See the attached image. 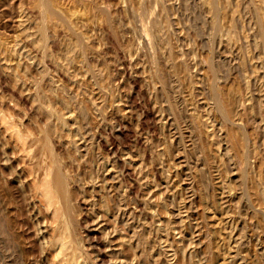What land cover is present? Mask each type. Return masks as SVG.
<instances>
[{
    "label": "rangeland",
    "instance_id": "1",
    "mask_svg": "<svg viewBox=\"0 0 264 264\" xmlns=\"http://www.w3.org/2000/svg\"><path fill=\"white\" fill-rule=\"evenodd\" d=\"M45 1L46 0H0V115L4 116L12 123V127L16 128L14 130H16V132L18 131L19 135L21 133L20 136L23 138L25 137L28 144L27 147L29 146L28 149H33V151L29 153L32 157L31 159L30 157L28 159V157L23 156L24 154H19V156L17 154V149L14 147L15 143L13 139L10 138V135H8V137V133L3 131L4 129L0 126V221L3 220L0 222V225L3 224V229H6L5 235L8 237L6 241L0 242V264H58L56 261V248L58 247V243L55 242L57 244L54 245V237H51L50 233L52 232L51 218L46 209L42 207L41 203L38 201L35 195V189L31 183L32 181L29 179L30 176H28L31 169L35 170L33 176H37L35 174H37L36 172L38 169L44 166V164L41 163L42 167H39L41 164L38 163L39 160H37V158L42 154L41 152H45V143L43 142L47 141L49 136L50 140H48L47 143L50 145L49 148L51 147V153H55L60 157L62 163L67 164L66 168L68 173H72L71 175H74V177L79 180L78 184L79 191L82 194L81 196L89 200V205L86 207L83 206L81 209H83L82 211L85 214L88 213L90 217H86V222H80L77 225L78 227L75 228V231L69 227L67 230L69 233L66 232L67 234H64L65 236L68 235L66 237L67 241L69 242L72 240L70 242L74 244L70 243L71 245H69L67 242V245L71 247L68 246L66 251L76 249V252L79 251L77 254L80 252L83 254L80 253L81 255H78V257H83L82 259L79 257V263L101 264L99 261L101 254L98 248L99 246L94 245L95 243L89 240V236H87L92 225L90 218L92 217L91 215H93L95 217L97 216L99 221L108 223L104 224L103 228L105 233H108V239L106 237L105 241L108 240L107 245L111 247L109 249V254L113 253L112 256L110 255L114 258L111 264H120V260H123L121 258L128 259L129 261L132 258V252L134 251L131 246H128L122 253L114 254L115 252L112 250L114 249V245L111 244V242L109 243L111 240L110 238H112L113 226H117L116 228L124 233V231L130 230L128 225L132 228L131 230L137 228L141 229V227V230L144 229V238L141 244V246L143 245L141 249L144 253V264H221L223 258L226 256H228L227 260L230 259V261H226L227 264H239L241 262L239 258L241 257L246 258L247 261H243L244 263L242 262L240 264H264V212L261 210L262 201H264V176L262 172V168L264 171V115L260 116L264 113V69L262 63V57H264V40L260 34H258L259 20L264 19V0H212V3L210 0H205L203 3L200 0ZM207 2L208 4H206ZM129 3H132V5ZM210 3L212 7L214 6V9L211 8ZM207 5H210V7H206ZM49 7L50 9H48ZM45 8L49 11H46ZM210 8L213 9V12H218L211 14ZM103 10H105V12ZM151 11L152 13H150ZM43 13L45 14L43 15ZM48 14L49 16H47ZM140 20H142L141 26L145 24V27H147L144 31L142 29L144 33L139 31L141 27L137 26ZM213 20L216 22H212ZM211 22L212 25L214 24V27L210 25ZM156 23L159 24L157 25ZM101 24L103 27L100 26ZM42 27L45 29V34H48L40 39L39 37L41 35L38 31ZM108 31L110 32L108 33ZM38 39L41 40L42 43L39 44L41 41ZM229 42L232 43L229 44ZM36 46H38L37 49H35ZM87 46L90 47L88 48ZM43 48L45 49L43 50ZM84 49L89 50L86 52ZM123 49H132L131 52H134L131 54L132 60L130 64L126 65L124 62L120 53ZM161 49L163 50L162 54L160 52ZM36 50H39V52ZM47 52L49 54H47ZM160 56L164 64L167 60L173 61H171L172 63L170 62L172 65L171 69H173V64L176 65L175 62L177 64L179 63L174 66V70L176 69L175 72L171 71L172 74L173 72L176 73L174 75L171 74V76H176L175 78L167 74V69L164 67L165 65H162L163 63L160 64V61L162 62ZM164 59H166V61ZM209 60L211 69L208 68L210 64L208 62ZM159 67V70H162V72L158 70ZM163 70H165V72ZM66 72L68 73L66 74ZM155 73H157V75ZM158 75H163L166 79L168 78L169 82L167 81L165 84L166 89L165 85L162 84L163 81L165 82V78H162L163 76L159 77ZM136 76L144 78V80H142L143 84L141 83V88L144 93H137L136 86L132 79ZM169 83L176 89H172ZM206 83L216 84V87H219L226 93V95H224L226 96L225 98H229L231 91L235 93L234 95L240 93L239 95L243 96L241 97L244 99V104L247 106L245 115L249 114L246 117H252L251 119L248 118L249 120L246 119L248 121L245 122L247 125L242 124L241 126L236 123L234 124V122L229 124L230 122H224L223 119L221 120V118H219L220 116L217 115V111L213 109V101H211L212 98H210L211 96L209 97L210 94L207 89L209 84L207 85ZM197 88L201 90H197L199 93L196 91ZM207 91L209 95L206 94ZM227 91L228 94L230 92V95L227 94ZM260 93L263 94L260 95L261 99L259 96ZM132 95L134 96L133 98ZM234 95L229 98L233 101V104H230L231 106H234ZM206 96L211 99V102L208 98L205 99ZM229 99L227 100L228 104L230 101ZM208 101L212 104L210 105ZM186 105H188V107ZM116 106L118 108H124L120 109L122 113L124 112L123 114L127 117L126 119L132 124L133 132L125 130L119 133L121 126L117 124L112 113V109ZM175 107H177L176 110H174ZM259 108L263 110L261 111L262 114L260 111L258 112ZM150 109H154L155 113L154 110L152 113H149V111H151ZM168 110L171 111V114L170 111L168 113ZM212 110L217 114L215 112V114L210 112V114L205 115L206 111L208 113ZM83 111L87 115H85ZM178 111H181L183 114L180 112L178 113ZM189 112L195 113L193 115L189 114L192 116L191 117L188 115ZM156 113L159 116H157ZM155 116H157V118H162L159 124L155 122ZM200 116L201 118H198ZM196 117L197 121H202V123L204 121V126L208 128L202 127L203 125H201L200 127L202 129L199 130L198 128L200 127L196 126L199 132V136H197L199 138L198 141L201 140L203 143H201L203 147L201 152H198L201 148L199 143V148L195 150L192 146L190 147L188 139H183L182 144L179 142V139L177 140L179 137L178 134L187 130L188 127H193L192 129L196 131V128L192 125ZM203 118L205 119L203 120ZM170 119L171 121L173 120L172 122H177L176 125L179 126V129H174L168 124L167 121ZM206 123L209 125L207 126ZM207 130H210V133H208L209 135L206 132ZM213 131H216V134H214ZM46 133L49 135H46ZM175 133H178L177 136ZM67 134L68 137H66ZM236 134L237 137L238 135L239 137H241V134L243 135L240 140H242L246 146H242L240 140V143H238L239 137L237 138ZM195 135H197V131ZM44 137L47 138L45 139ZM228 140L232 141L229 142ZM82 143L87 144L86 148L88 149L86 151L82 150ZM112 146H117L116 152H114ZM204 148L205 150H203ZM236 148L238 151L240 150L241 153H239L240 151L238 152ZM244 148L247 151L254 149L255 153H258L257 156H260L257 157L250 153L251 157L249 154H246L244 158L242 157V149ZM227 149H229L228 151L231 150L228 155L238 158V167H232L233 165L230 162L235 161V159L229 161L228 158L230 157L225 155L228 152ZM202 151H204V153H202ZM181 152L184 153L181 154ZM194 152H198L199 154ZM122 156H124L128 164L131 160L129 165L137 168L138 179L129 177L123 172L121 173L122 169L120 168L121 166H119V160L123 158ZM184 157L186 158L183 159ZM197 157H199V159L201 157L202 159L199 160ZM239 157H241L243 161L246 159L244 164L239 160ZM255 157H257V159ZM240 163L243 166H240ZM197 164H199V166ZM180 165L183 168H180ZM26 166L28 167L26 168ZM37 167L39 168L37 169ZM106 167L112 168L113 170L115 169L114 171L120 175L122 193L127 203V210L129 211L128 216H117L115 211L111 209L107 212L109 215L104 213V211H100V205L103 204L101 202L105 199L101 186L104 181V175L106 174ZM195 167H198V170ZM257 167L260 168L258 169ZM28 168L30 169L27 170ZM199 168L203 173V181H201L198 176ZM217 168H222V170L219 169L220 171H218ZM180 169H184L185 171H180ZM139 170L141 173H139ZM238 170H240V173L242 172L245 174V178H240L242 173L238 174ZM221 171H223L222 176H220L222 174ZM39 172L40 171H38L39 177L37 176V179L41 177ZM217 176H220V179L224 177L227 180V186H229V189L232 188L231 191L235 199H233L234 201L232 202L234 205L232 203L229 205L232 207H230V210L233 217L231 216L232 218L230 220L232 224H230L231 222L227 224V231L225 230L226 227L221 224L219 225L222 227L216 225V222L212 218V220L209 218L212 216L211 213L216 205L220 206V193L225 189L223 188L224 186L218 182V179L215 178ZM236 178H238V180ZM134 180H138L143 184L144 187H142L140 192L131 190V184L135 182ZM163 180H167V182L170 181V188L176 193L173 194V197L170 199H168L167 194H165L163 188H161ZM240 180L241 182H238ZM204 181L206 183L202 184ZM256 181L260 182V185ZM241 183L244 185L243 187H240L242 186ZM220 185L222 187L219 188L218 186ZM258 186L260 187L258 188ZM187 187L191 190L189 193L186 190ZM255 187L258 189L262 188L259 190L260 192L257 190L262 198L260 202L258 200L260 197L255 193L256 190H253ZM261 190H263V194H261ZM239 197L241 199H239ZM217 201L219 203H217ZM212 203L215 206H212ZM179 206L182 209L181 211H183V228L186 238L181 236L182 233H180L179 229L174 228V225L178 222L174 214H176L175 212L180 208ZM258 206H260V209H256V207L259 208ZM89 207L91 211H88ZM211 209L212 211H210ZM219 210L220 208L217 210V216L223 217L222 211ZM245 210L249 211L247 212ZM91 212H94V214ZM104 214H106L105 219ZM257 214H259V218ZM116 217L117 219H114ZM128 217H130L131 220ZM219 217L216 218L219 219ZM234 218L239 219L237 221L241 226ZM170 219L173 220L171 221ZM240 219L241 222H239ZM130 221L131 223H129ZM166 222L167 224L171 222V227L173 226L172 228L175 231L172 228V231L171 229L169 230ZM232 225L233 227L231 228L230 226ZM165 227L167 230L164 229ZM60 228H58L57 232L54 234L57 237L59 236L57 233L59 234V232H61L63 234V230ZM229 229H233L236 236L240 234L242 238L240 240V235L238 236V242L240 240L241 243L239 242V244L237 242L238 246L236 244V247L233 248V251H235L233 254L238 255V259L230 257L232 249H230L227 242L225 243V238L226 240L228 239L227 235L230 231ZM72 231L73 234L70 236V232ZM74 236L76 239L78 238V240L81 239L83 241L79 240L80 243L79 241L77 242ZM170 245H172L173 248L175 247V249L178 248L177 251L178 254H180L175 257L170 255V253H168ZM218 248H221V251ZM239 250L242 252L241 255ZM219 251L221 253L225 251V257H223L224 255L221 253V255H219ZM226 253L229 255H226ZM145 254L148 255L146 256ZM8 256L9 258L12 257V259H9ZM135 263L136 261H133V264Z\"/></svg>",
    "mask_w": 264,
    "mask_h": 264
},
{
    "label": "bare ground",
    "instance_id": "2",
    "mask_svg": "<svg viewBox=\"0 0 264 264\" xmlns=\"http://www.w3.org/2000/svg\"><path fill=\"white\" fill-rule=\"evenodd\" d=\"M47 1V0H46ZM45 1V2H46ZM130 1V0H129ZM141 1V0H140ZM152 1V0H151ZM200 1H202V3H203V1L205 2V0H200ZM209 1V0H208ZM214 1V0H213ZM262 1V0H261ZM48 2V1H47ZM119 2V1H118ZM137 2V1H136ZM199 2V1H198ZM210 2L212 3V0H210ZM41 3V2H40ZM87 3V2H86ZM125 3H127V2H125ZM155 3V2H154ZM210 3V4H211ZM236 3V2H235ZM45 4V3H44ZM50 4V3H49ZM48 4V5H49ZM97 4H99V3H97ZM101 4V3H100ZM122 4V3H121ZM123 4H124V2H123ZM129 4H131L132 5V3H129ZM206 4H208V2L206 3ZM216 4V3H215ZM239 4V3H238ZM145 5V4H144ZM163 5V4H162ZM202 5V4H201ZM204 5H205V3H204ZM41 6V5H40ZM102 6V5H101ZM108 6V5H107ZM123 6V5H122ZM164 6V5H163ZM189 6V5H188ZM210 7V5H207L206 7ZM120 7V6H119ZM152 7V6H151ZM166 7V6H165ZM164 7V8H165ZM104 8V7H103ZM123 8H124V6H123ZM163 8V9H164ZM167 8V7H166ZM211 8H213L214 9V6L212 7V4H211ZM209 9L210 10V12H211V14L213 13H215V12H218V11H215V12H213V9ZM46 9V8H45ZM48 9H50V7L48 8ZM48 9H46V11L48 10ZM62 9V8H61ZM105 9V8H104ZM107 9V8H106ZM108 9H109V7H108ZM44 10V9H43ZM57 10H59V9H57ZM67 10V9H66ZM125 10V9H124ZM150 10V9H149ZM168 10V9H167ZM208 10V9H207ZM209 10H208V12H209ZM215 10H218V9H215ZM42 11V10H41ZM49 11V10H48ZM104 12H105V10H103ZM206 11V10H205ZM208 12H207V14H208ZM209 12V13H210ZM39 13V12H38ZM67 13V12H66ZM100 13V12H99ZM135 13V12H134ZM150 13H152V11L150 12ZM206 13V12H205ZM45 13H43V15H44ZM139 14H140V11H139ZM138 14V15H139ZM142 14V13H141ZM143 14H146V13H143ZM149 14V13H148ZM210 14V15H211ZM260 14V13H259ZM73 15V14H72ZM79 15V14H78ZM137 15V14H136ZM137 15V16H138ZM47 16H49V14L47 15ZM81 16V15H80ZM92 16V15H91ZM101 16H103V15H101ZM140 16V15H139ZM148 16V15H147ZM262 16V15H261ZM89 17V16H88ZM105 17V16H104ZM209 17V16H208ZM61 18V17H60ZM73 18V17H72ZM138 18V17H137ZM262 18V17H261ZM261 18H259V19H261ZM264 18V17H263ZM50 19V18H49ZM140 19H141V17H140ZM211 19V18H210ZM72 20V19H71ZM90 20V19H89ZM137 20V19H136ZM143 20V19H142ZM142 20H140V22H139V25H137V26H140L139 28L141 29V30H139V31H141V32H143L147 27H145V24H144V26H141V22H142ZM212 20V19H211ZM258 21V20H257ZM260 22H259V27H258V34H260V36L263 38V40H264V19H261V20H259ZM88 22V21H87ZM156 22V21H155ZM212 22H216V21H212ZM212 22H211V24L210 25H212ZM44 23V22H43ZM43 23H42V25H43ZM70 23V22H69ZM90 23V22H89ZM144 23V22H143ZM26 24V23H25ZM38 24H40V23H38ZM51 24V23H50ZM75 24V23H74ZM83 24V23H82ZM100 24V23H99ZM136 24V23H135ZM138 24V23H137ZM148 24V23H147ZM157 24V23H156ZM159 24V23H158ZM157 24V25H158ZM223 24V23H222ZM225 24V23H224ZM49 25V24H48ZM72 25V24H71ZM104 25V24H103ZM151 25V24H150ZM156 25V27L158 28V26ZM214 25V24H213ZM212 25V27H214ZM37 26H39V25H37ZM46 26V25H45ZM54 26V25H53ZM58 26V25H57ZM63 26V25H62ZM90 26V25H89ZM101 27H103L102 26V24L100 25ZM217 26H218V24H217ZM40 27V26H39ZM50 27V26H49ZM64 27V26H63ZM77 27V26H76ZM97 27V26H96ZM56 28V27H55ZM107 28H109V27H107ZM106 28V29H107ZM114 28V27H113ZM138 28V29H139ZM36 29H37V27H36ZM90 29V28H89ZM103 29V28H102ZM110 29V28H109ZM142 29H143V31H142ZM160 29V28H159ZM47 30V29H46ZM53 30V29H52ZM56 30V29H55ZM54 30V31H55ZM68 30V29H67ZM151 30V29H150ZM111 31V30H110ZM110 31H108V33L110 32ZM113 31V30H112ZM118 31V30H117ZM156 31V30H155ZM37 32V31H36ZM39 33H40V39L42 38V37H45V35H47V34H45V29L42 27V28H40L39 29V31H38ZM57 32V31H56ZM147 32V31H146ZM151 32V31H150ZM154 32V31H153ZM157 32V31H156ZM222 32V31H221ZM228 32V31H227ZM69 33V32H68ZM76 33H78V32H76ZM112 33V32H111ZM144 33V32H143ZM59 34V33H58ZM67 34V33H66ZM35 35V34H34ZM55 35V34H54ZM57 35V34H56ZM73 35V34H72ZM112 35H113V33H112ZM149 35V34H148ZM212 35V34H211ZM210 35V36H211ZM29 36H31V35H29ZM59 36V35H58ZM83 36H85V35H83ZM155 36V35H154ZM214 36V35H213ZM231 37V36H230ZM29 38V37H28ZM33 38V37H32ZM47 38V37H46ZM94 38V37H93ZM150 38V37H149ZM161 38H162V36H161ZM231 38H233V37H231ZM25 39H27V38H25ZM30 39V38H29ZM89 39V38H88ZM229 39V38H228ZM261 39V38H260ZM22 40V39H21ZM39 40V39H38ZM44 40V39H43ZM51 40V39H50ZM262 40V39H261ZM25 41V40H24ZM39 41H41V40H39ZM156 41V40H155ZM234 41V40H233ZM26 42H27V40H26ZM61 42V41H60ZM93 42V41H92ZM221 42V41H220ZM21 43V42H20ZM34 43V42H33ZM40 43H42V41L41 42H39V44ZM161 43V42H160ZM159 43V44H160ZM232 43V42H231ZM230 42H229V44H231ZM264 43V42H263ZM75 44H76V42H75ZM87 44V43H86ZM89 44V43H88ZM168 44V43H167ZM43 45V44H42ZM59 45V44H58ZM85 45V44H84ZM90 45V44H89ZM93 45V44H92ZM39 46V45H38ZM38 46H36V48L35 49H37V47ZM86 46V45H85ZM228 46V45H227ZM258 46V45H257ZM263 46H264V44H263ZM27 47V46H26ZM42 47V46H41ZM88 47V46H87ZM90 47V46H89ZM88 47V48H89ZM148 47V46H147ZM166 47V46H165ZM165 47H164V49H165ZM168 47V46H167ZM83 48V47H82ZM86 48V47H85ZM130 48V47H129ZM162 48V47H161ZM229 48V47H228ZM264 48V47H263ZM25 49V48H24ZM45 48H43V50H44ZM76 49H78V48H76ZM175 49V48H174ZM84 50H86V49H84ZM88 50L89 49H87L86 50V52H88ZM99 50V49H98ZM97 50V51H98ZM132 50V49H131ZM131 50H129V49H123L120 53H121V55H122V57H123V59H124V62L126 63V65L127 64H130V62H131V54L132 53H134V52H131ZM37 51V50H36ZM42 51V50H41ZM48 51V50H47ZM76 51V50H75ZM154 51V50H153ZM258 51H259V49H258ZM10 52V51H9ZM37 52H39V50L37 51ZM90 52V51H89ZM92 52H94V51H92ZM160 52H161V54H162V52H163V50L161 49L160 50ZM179 52V51H178ZM263 52H264V50H263ZM6 53V52H5ZM28 53V52H27ZM42 53V52H41ZM85 53V52H84ZM97 53V52H96ZM165 53V52H164ZM180 53V52H179ZM22 54V53H21ZM47 54H49L48 52H47ZM82 54V53H81ZM92 54V53H91ZM136 54V53H135ZM142 54V53H141ZM160 54V53H159ZM173 54V53H172ZM188 54V53H187ZM228 54V53H227ZM41 55V54H40ZM96 55V54H95ZM164 55V54H163ZM162 55V56H163ZM47 56V55H46ZM45 56V57H46ZM76 56V55H75ZM133 56H134V54H133ZM177 56V55H176ZM50 57V56H49ZM139 57V56H138ZM149 57H150V55H149ZM159 57V56H158ZM175 57V56H174ZM37 58V57H36ZM71 58V57H70ZM90 58V57H89ZM134 58H136V57H134ZM160 58H161V56H160ZM209 58V57H208ZM263 59H262V63H263V69H264V57H262ZM28 59V58H27ZM67 59V58H66ZM65 59V61L67 62V60ZM70 60V59H69ZM142 60V59H141ZM161 60H162V58H161ZM165 61H166V59H164ZM84 61V60H83ZM134 61V60H133ZM167 61H169V60H167ZM166 61V63L164 64L163 63V60H162V62L160 61V64L161 63H163L162 65L164 66V67H166V71H167V74L170 76V77H173V78H175L174 76H171V74H172V72L171 71H174L175 72V70H174V66H176V65H178L176 62H175V64L176 65H174L173 64V69H171L172 68V65L170 64V62L172 61H169V62H167ZM174 61H175V59H174ZM178 61V60H177ZM180 61V60H179ZM191 61V60H190ZM80 62V61H79ZM173 62V61H172ZM171 62V63H172ZM195 62V61H194ZM193 62V63H194ZM209 63H210V60L208 61ZM69 63V62H68ZM84 63V62H83ZM196 63V62H195ZM208 63V64H209ZM261 63V64H262ZM57 64H59V63H57ZM182 64V63H181ZM204 64H206V63H204ZM60 65V64H59ZM58 65V66H59ZM200 65V64H199ZM203 65V64H202ZM19 66V65H18ZM83 66V65H82ZM130 66V65H129ZM160 66V65H159ZM163 66H161L162 68H163ZM189 66V65H188ZM260 66H262V65H260ZM7 67V66H6ZM60 67V66H59ZM58 67V68H59ZM64 67V66H63ZM136 67V66H135ZM184 67V66H183ZM25 68V67H24ZM161 68V69H162ZM176 68V67H175ZM182 68V67H181ZM208 68L209 69H211V63L208 65ZM28 69V68H27ZM160 69V67L158 68V70ZM163 69H165V68H163ZM184 69V68H183ZM203 69H204V67H203ZM242 69H244V68H242ZM241 69V70H242ZM8 70V69H7ZM63 70V69H62ZM95 70V69H94ZM68 71V70H67ZM87 71V70H86ZM97 71V70H96ZM159 71H161L162 72V70H159ZM164 72H165V70H163ZM181 71V70H180ZM43 72V71H42ZM95 72V71H94ZM156 72V71H155ZM173 72V74L172 75H174V74H176V73H174ZM182 72V71H181ZM263 72H264V70H263ZM16 73H17V71H16ZM68 72H66V74H67ZM87 73V72H86ZM126 73V72H125ZM136 73V72H135ZM158 73H160V72H158ZM207 73V72H206ZM258 73V72H257ZM83 74V73H82ZM101 74V73H100ZM137 74V73H136ZM156 75H157V73H155ZM162 74H164V73H162ZM183 74H185V73H183ZM78 75V74H77ZM102 75V74H101ZM165 75V74H164ZM180 75V74H179ZM188 75V74H187ZM210 75V74H209ZM3 76V75H2ZM18 76V75H17ZM144 76V75H143ZM159 76V75H158ZM157 76V77H158ZM163 75H160L159 77H162ZM166 76V75H165ZM165 76H163L162 78H165ZM70 77V76H69ZM72 77V76H71ZM132 77V76H131ZM159 77H158V80H159ZM166 77H168V76H166ZM178 77V76H177ZM257 77V76H256ZM262 77V76H261ZM143 78V77H142ZM142 78H140L139 76H136V77H133L132 79H133V82H134V85L136 86V90H137V93L138 92H141V93H144L143 92V90H142V88H141V83L143 84V82H142V80H144V78L142 79ZM5 79V78H4ZM79 79V78H78ZM171 79V78H170ZM208 79V78H207ZM73 80V79H72ZM173 80V79H172ZM257 80V79H256ZM264 80V79H263ZM22 81V80H21ZM80 81V80H79ZM161 81H163V80H161ZM168 81V78L166 79L165 78V82L163 83L162 82V84H166V82ZM206 81H208V80H206ZM160 82V81H159ZM169 82V81H168ZM211 82V81H210ZM81 83H82V81H81ZM158 83V82H157ZM215 83V82H214ZM214 83L213 84H207L208 85V91H209V94H208V91H207V93L206 94H208L209 95V97L210 98H212V100L211 99H209V97H205V99H209V101L211 100V101H213V109L215 110V111H217V113L215 112V111H209L208 113H207V111H206V113H205V115H208V114H210V112H215L217 115H219L220 117L219 118H221V120L223 119L224 120V122L225 121H227V122H230L229 124H231L232 122H234V124L236 123V124H238V125H241L242 126V124L244 125V124H246L245 122H248L246 119H248L249 117H246V116H248V115H245V112H246V110H247V106H246V104H244V99L242 98L243 96L242 95H239L238 93L236 94V95H234L235 93L234 92H232L231 91V95H230V92H229V94H228V91H227V94L228 95H230L229 96V98L231 97V96H235V98L233 97V99L235 100L234 101V106H231L230 104L233 102V101H231L228 97V99L231 101H229V104H228V102H227V98H225L226 96H224V95H226V93L224 92V91H222L219 87H216L215 85H214ZM199 84H201V83H199ZM80 85H82V84H80ZM163 85V86H164ZM169 85H171V83H169ZM204 85V84H203ZM172 86V85H171ZM200 86V85H199ZM264 86V85H263ZM81 87V86H80ZM168 87V86H167ZM190 87V86H189ZM201 87H203V86H201ZM205 87V86H204ZM225 87V86H224ZM246 87V86H245ZM83 88V87H82ZM157 88V87H156ZM171 88V87H170ZM191 88V87H190ZM200 88V87H199ZM199 88H197L196 89V91L199 89ZM223 92H221L219 89ZM226 88V87H225ZM15 89H17V88H15ZM165 89H166V85H165ZM164 89V90H165ZM172 89H176V88H174V86H172ZM203 89V88H202ZM206 89V88H205ZM246 89V88H245ZM83 90V89H82ZM161 90L163 91V89L161 88ZM200 90V89H199ZM257 90V89H256ZM74 91V90H73ZM79 91V90H78ZM155 91V90H154ZM174 91V90H173ZM189 91H191V90H189ZM201 91V90H200ZM205 91V90H204ZM19 92V91H18ZM35 92V91H34ZM84 92V91H83ZM184 92V91H183ZM182 92V93H183ZM198 93H199V91H197ZM237 92H239V91H237ZM26 93V92H25ZM136 93V94H137ZM162 93V92H161ZM168 93V92H167ZM169 93H170V91H169ZM202 93V92H201ZM225 93V94H224ZM232 93H233V95H232ZM242 93V92H241ZM263 93V92H262ZM23 94V93H22ZM87 94V93H86ZM103 94V93H102ZM146 94V93H145ZM190 94V93H189ZM192 94V93H191ZM253 94V93H252ZM144 95V94H143ZM164 95V94H163ZM169 95H171V94H169ZM250 95V94H249ZM260 95H263V94H259V96ZM13 96V95H12ZM22 96V95H21ZM28 96V95H27ZM77 96V95H76ZM75 96V97H76ZM174 96V95H173ZM242 96V97H241ZM23 97V96H22ZM91 97V96H90ZM101 97V96H100ZM134 96L132 95V98H133ZM164 97V96H163ZM165 97H166V95H165ZM263 97V96H262ZM77 98V97H76ZM111 98V97H110ZM171 98V97H170ZM199 98V97H198ZM91 99V98H90ZM93 99V98H92ZM167 99V98H166ZM201 99H204V98H201ZM257 99V98H256ZM260 99H261V96H260ZM14 100V99H13ZM133 100V99H132ZM80 101V100H79ZM114 101H116V100H114ZM208 101V102H209ZM210 101V102H211ZM249 101V100H248ZM257 101V100H256ZM262 101V100H261ZM6 102V101H5ZM74 102V101H73ZM81 102V101H80ZM105 102V101H104ZM103 102V103H104ZM117 102V101H116ZM166 102V101H165ZM186 102V101H185ZM193 102V101H192ZM196 102V101H195ZM207 102V101H206ZM210 102H209V104H210ZM62 103V102H61ZM65 103V102H64ZM77 103V102H76ZM75 103V104H76ZM82 103V102H81ZM164 103V102H163ZM204 103H205V101H204ZM249 103V102H248ZM85 104V103H84ZM94 104V103H93ZM112 104H113V102H112ZM169 104V103H168ZM178 104V103H177ZM190 104V103H189ZM202 104H203V102H202ZM212 104V103H211ZM210 104V105H211ZM233 104V103H232ZM64 105V104H63ZM79 105V104H78ZM91 105V104H90ZM111 105V104H110ZM109 105V106H110ZM114 105V104H113ZM112 105V106H113ZM115 105H116V103H115ZM118 105V104H117ZM173 105V104H172ZM183 105H185V104H183ZM205 105V104H204ZM260 105V104H259ZM264 105V104H263ZM262 105V106H263ZM32 106V105H31ZM62 106V105H61ZM82 106H84V105H82ZM95 106V105H94ZM187 107H188V105H186ZM194 106H196V105H194ZM199 106V105H198ZM201 106V105H200ZM231 106V107H230ZM66 107V106H65ZM70 107V106H69ZM89 107V106H88ZM114 107V106H113ZM112 107V108H113ZM168 107H169V105H168ZM174 107V106H173ZM177 107H179V106H177ZM177 107H175V109L174 110H176L177 109ZM193 107V106H192ZM264 107V106H263ZM262 107V108H263ZM85 108V107H84ZM83 108V109H84ZM91 108V107H90ZM106 108V107H105ZM121 108V107H120ZM120 108H118L117 106L115 107V108H113L112 109V113H113V115H114V118H115V120H116V122H117V124L119 125V126H121L120 128V130H119V133H122L123 131H125V130H129V131H132L133 132V127H132V124L126 119L127 117L122 113V108L120 109ZM76 109H77V107H76ZM79 109H81V108H79ZM87 109V108H86ZM85 109V110H86ZM124 109V108H123ZM159 109V108H158ZM170 109V108H169ZM178 109H180V108H178ZM191 109V108H190ZM212 109V108H211ZM66 110V109H65ZM84 110V111H85ZM151 111H149V113H152L153 112V110L152 109H150ZM172 110V109H171ZM183 110V109H182ZM199 110V109H198ZM205 110V109H204ZM251 110V109H250ZM83 111V112H84ZM89 111V110H88ZM94 111H96V110H94ZM109 111V110H108ZM169 111L170 110H168V113H169ZM248 111H249V109H248ZM248 111H247V113H248ZM260 111V113H261V111H263L262 109L260 110V108H259V110H258V112ZM79 112V111H78ZM81 112V111H80ZM82 112V113H83ZM87 112V111H86ZM181 113V111H178V113ZM205 112V111H204ZM253 112V111H252ZM257 112V111H256ZM76 113V112H75ZM96 113V112H95ZM154 113H155V110H154ZM195 113V112H194ZM194 113H188V115L189 114H194ZM214 113V114H215ZM259 113V114H260ZM80 114V113H79ZM84 114L85 115H87L85 112H84ZM170 114H171V111H170ZM181 114H183V113H181ZM181 114H178V115H181ZM213 114V115H214ZM250 114H251V111H250ZM262 114V113H261ZM63 115V114H62ZM73 115H74V113H73ZM112 115V114H111ZM156 115H157V113H156ZM264 115V113L262 114V115H260V116H263ZM70 116H71V114H70ZM157 116H159V115H157ZM157 116H155L156 117V121L155 122H157V124H159V121H161L160 119H162L161 117L159 118H157ZM172 116H173V114H172ZM189 116H191V115H189ZM199 116V115H198ZM8 117V116H7ZM68 117V116H67ZM78 117V116H77ZM81 117V116H80ZM82 117H83V115H82ZM85 117V116H84ZM131 117V116H130ZM154 117V116H153ZM165 117V116H164ZM183 117V116H182ZM192 117V116H191ZM206 117V116H205ZM255 117V116H254ZM142 118V117H141ZM198 118H201V116L200 117H198ZM207 118V117H206ZM252 118V117H251ZM251 118H249V119H251ZM75 119V118H74ZM147 119V118H146ZM174 119V118H173ZM188 119H189V117H188ZM194 119V118H193ZM197 119V117L194 119V121H193V123H192V125L196 128V126H198V127H200L201 125H203L202 127H206V126H204L205 125V123H204V121H203V123H202V121L201 122H199V121H197L196 120ZM205 118H203V120H204ZM209 119V118H208ZM212 119V118H211ZM248 119V120H249ZM257 119V118H256ZM47 120V119H46ZM81 120V119H80ZM83 120V119H82ZM155 120V119H154ZM175 120V119H174ZM187 120V119H186ZM190 120L192 121V119L190 118ZM196 120V121H195ZM199 120V119H198ZM201 120V119H200ZM207 120V119H206ZM205 120V121H206ZM253 120V119H252ZM258 120V119H257ZM77 121H78V119H77ZM173 121V120H172ZM171 121V119L170 120H168L167 122H168V124L172 127V128H174V129H179V126L178 125H176V123L175 122H172ZM86 122H88V121H86ZM182 122V121H181ZM250 122V121H249ZM256 122V121H255ZM259 122V121H258ZM133 123V122H132ZM164 123V122H163ZM209 123V122H208ZM260 123H263V122H260ZM259 123V124H260ZM82 124V123H81ZM264 124V123H263ZM74 125H75V123H74ZM134 125V124H133ZM155 125V124H154ZM206 125H207V123H206ZM209 125V124H208ZM207 125V126H208ZM213 125V124H212ZM212 125H210V126H212ZM247 125V124H246ZM261 125V124H260ZM0 126L4 129L3 131H5L6 133H8L7 134V136L8 135H10V138L11 139H13V141H14V143H15V148L17 149V154L19 155V154H24L23 156H26V157H28V159H29V157H30V159L32 158L31 157V155H29V153L31 152V151H33V149L32 150H29L28 149V147H27V142H26V140H25V137L23 138L22 136H20L21 135V133H20V135H19V132L17 133L16 132V130H14V129H16V128H14V127H12L13 125H12V123L8 120V119H6L4 116H2V115H0ZM50 126V125H49ZM82 126H85V125H82ZM117 126V125H116ZM158 126V125H157ZM161 126V125H160ZM190 126H191V124H190ZM258 126V125H257ZM77 127H78V125H77ZM81 127V126H80ZM156 127V126H155ZM187 127H188V124H187ZM197 127V128H198ZM220 127V126H219ZM226 127V126H225ZM231 127V126H230ZM158 128V127H157ZM171 128V129H172ZM190 128V129H189ZM193 128V127H192ZM191 127H188V129L187 130H185L184 132H181V134H178L179 133V131H178V135H179V137L177 138V140L179 139V142H181V144H182V141H183V139H188V141L190 142L189 144H190V147L192 146V148H194L195 150H197L198 148H199V144H200V146H201V148H200V151L198 150V152H201V150H202V145H201V143H202V141L201 140H199L198 141V137L197 136H199V132H198V130H197V128H196V131H197V135H195V133H196V131H194L193 129H192ZM194 128V129H195ZM207 128V127H206ZM205 128V129H206ZM234 128V127H233ZM240 128V127H239ZM260 128V127H259ZM70 129V128H69ZM155 129V128H154ZM199 130L200 129H202L201 127L200 128H198ZM208 129V128H207ZM211 129V128H210ZM235 129V128H234ZM256 129V128H255ZM20 130V129H19ZM82 130V129H81ZM80 130V131H81ZM118 130V129H117ZM167 130V129H166ZM204 130V129H203ZM231 130H232V128H231ZM236 130H237V128H236ZM21 131V130H20ZM50 131H51V129H50ZM136 131V130H135ZM210 131V130H209ZM208 130L206 131L207 132V134L208 133H210ZM257 131H258V129H257ZM24 132V131H23ZM23 132H22V134H23ZM170 132V131H169ZM172 132V131H171ZM174 132H176V131H174ZM195 132V133H194ZM202 132V131H201ZM216 131H213V133L214 134H216L215 133ZM225 132V131H224ZM241 132V131H240ZM240 132H239V135H240ZM25 133V132H24ZM212 133V132H211ZM212 133V134H213ZM218 133V132H217ZM231 133V132H230ZM48 133H46V135H47ZM79 134V133H78ZM97 134V133H96ZM176 134V133H175ZM177 134H176V136H177ZM206 134V135H207ZM214 134H213V136H214ZM238 134V133H237ZM237 134H236V137H237ZM41 135V134H40ZM49 135V134H48ZM54 135V134H53ZM70 135V134H69ZM209 135V134H208ZM230 135V134H229ZM235 135V134H234ZM233 135V136H234ZM239 135H238V137H239ZM24 136V135H23ZM97 136V135H96ZM212 136V137H213ZM251 136V135H250ZM9 137V136H8ZM55 137V136H54ZM66 137H68V134H67V136ZM87 137H89V136H87ZM95 137V136H94ZM207 137V136H206ZM237 137V138H238ZM241 137H243V135L241 134ZM241 137H239V139H238V143H240L239 142V140H240V138ZM32 138V137H31ZM45 138V137H44ZM47 138V137H46ZM45 138V139H46ZM49 138H50V136H49ZM49 138H47L48 140H50ZM78 138V137H77ZM79 138H80V136H79ZM201 138V137H200ZM214 138V137H213ZM252 138V137H251ZM73 139V138H72ZM71 139V140H72ZM91 139V138H90ZM117 139V138H116ZM174 139V138H173ZM248 139V138H247ZM44 140V139H43ZM47 140V141H48ZM59 140H60V138H59ZM64 140V139H63ZM81 140V139H80ZM89 140V139H88ZM111 140V139H110ZM204 140V139H203ZM213 140V139H212ZM227 140V139H226ZM236 140V139H235ZM260 140V139H259ZM264 140V139H263ZM28 141V140H27ZM29 141H32V140H29ZM34 141V140H33ZM38 141V140H37ZM47 141H45V142H43V143H45V152L43 151V152H41L42 154L39 156V158H37V160H39V162L38 163H42V164H44V166L42 167V164H41V166L39 165V167H42V168H39V167H37V169H38V171H40L39 173H40V175H41V177H40V179H37V176H38V171L36 172L37 174H35V175H37V176H33L34 175V171L35 170H30V174L28 175V176H30V180L32 181L31 183L33 184V187H34V189H35V195H36V197H37V199H38V201L41 203V205H42V207H44L45 209H46V211H47V213L49 214V217L51 218V224H52V232H50L51 233V237H54V245H56L57 243V245H58V247L56 248V254H57V263L58 264H81V263H79V260H80V258L78 257V255L81 253H78L77 254V252H79V251H77L76 252V249H73L72 251H70V250H68V251H66V249L68 248V246L69 245H71L70 243H72V242H70V241H72V240H70L69 242L67 241V239H66V237L68 236H65L67 233L66 232H68L69 233V231H67L68 230V228L70 227V228H72V230H76L75 228L76 227H78L77 225L80 223V222H84L85 221V219H86V217L88 218V217H90L89 216V214L88 213H86V214H88V215H86L82 210L83 209H81L83 206H87V205H89L88 204V202H89V200L87 199V198H84L83 196H81L82 194L80 193V191H79V184H78V181L79 180H77L75 177H74V175H71L70 174V172L68 173V170H67V168H66V165L67 164H64V163H62V161H61V159H60V157H58L55 153H51V147L49 148V146L50 145H48V143H47ZM73 141V140H72ZM144 141V140H143ZM229 141V140H228ZM232 141V140H231ZM231 141H229V142H231ZM241 141V143H242V146L243 145H245L243 142H242V140H240ZM71 142V141H70ZM69 142V143H70ZM78 142V141H77ZM83 142V141H82ZM105 142V141H104ZM178 142V143H179ZM185 142H186V140H185ZM204 142V141H203ZM256 142V141H255ZM13 143V142H12ZM30 143V142H29ZM42 143V144H43ZM58 143V142H57ZM61 143V142H60ZM63 143V142H62ZM73 143H75V142H73ZM110 143V142H109ZM147 143V142H146ZM187 143V142H186ZM199 143V144H198ZM233 143V142H232ZM231 143V144H232ZM31 144V143H30ZM34 144V143H33ZM35 144H37V143H35ZM71 144V143H70ZM76 144V143H75ZM114 144V143H113ZM180 144V145H181ZM203 144V143H202ZM211 144H213V143H211ZM257 144V143H256ZM60 145V144H59ZM64 145V144H63ZM67 145V144H66ZM82 145V146H81ZM81 145H79V146H81V148H82V150L83 151H86L88 148H86L87 147V144H85V143H82ZM108 145V144H107ZM146 145V144H145ZM149 145V144H148ZM186 145V144H185ZM210 145V144H209ZM233 145V144H232ZM248 145V144H247ZM261 145H263V144H261ZM61 146V145H60ZM65 146V145H64ZM204 146V145H203ZM212 146V145H211ZM218 146V145H217ZM229 146V145H228ZM240 146V145H239ZM246 146V145H245ZM264 146V145H263ZM42 147V146H41ZM113 147V146H112ZM117 147V146H116ZM116 147H113V150H114V152H116ZM208 147V146H207ZM235 147V146H234ZM241 147V146H240ZM249 147V146H248ZM254 147V146H253ZM39 148V147H38ZM58 148H60V147H58ZM191 148V149H192ZM214 148V147H213ZM229 148V147H228ZM238 148V147H237ZM236 148V149H237ZM242 148V147H241ZM13 149V148H12ZM62 149V148H61ZM65 149V148H64ZM78 149V148H77ZM91 149V148H90ZM89 149V150H90ZM193 149V150H194ZM208 149V148H207ZM230 149V148H229ZM229 149H227V151L229 150ZM251 149H253V148H251ZM92 150V149H91ZM203 150H205V148L203 149ZM220 150V149H219ZM35 151V150H34ZM37 151V150H36ZM40 151H41V149H40ZM81 151V150H80ZM112 151V150H111ZM182 151V150H181ZM231 151V150H230ZM230 151H228L225 155H227L228 157H230V158H228L229 159V161L230 160H234L235 159V161H231L230 163H232V167L233 168H235L236 166L238 167L239 166V161H237V159L238 158H234L232 155H228V153L230 152ZM237 151H238V149H237ZM240 151V150H239ZM238 151V152H239ZM242 151H243V156L242 157H244L246 154H249V156L251 155L250 153H252L254 156H257V154L258 153H255V150L253 149V150H249V151H247L245 148L244 149H242ZM256 151H258V150H256ZM118 152V151H117ZM151 152V151H150ZM149 152V153H150ZM198 152H194V153H198ZM237 152V153H238ZM39 153V152H38ZM60 153V152H59ZM184 153V152H183ZM182 152H181V154H183ZM202 153H204V151H202ZM239 153H241V151L239 152ZM238 153V154H239ZM36 154H37V152H36ZM180 154V153H179ZM199 154V153H198ZM207 154V153H206ZM209 154V153H208ZM214 154V153H213ZM230 154V153H229ZM236 154V153H235ZM237 154V155H238ZM256 154V155H255ZM38 155V154H37ZM93 155V154H92ZM122 155V154H121ZM185 155V154H184ZM203 155V154H202ZM202 155H201V157H202ZM20 156V155H19ZM86 156V155H85ZM128 156V155H127ZM127 156H125L126 158H128ZM181 156V155H180ZM199 156V155H198ZM204 156H206V155H204ZM226 156V157H227ZM236 156V155H235ZM240 156V155H239ZM248 156V155H247ZM249 156H248V158H249ZM260 156V155H259ZM259 156H257V157H259ZM262 156V155H261ZM25 157V158H26ZM33 157H35V156H33ZM38 157V156H37ZM73 157V156H72ZM121 157V156H120ZM119 157V158H120ZM123 158H120V162H119V166H121L120 168L122 169V171H121V173L123 172L124 174H126L127 176H129V177H135V179H138L137 178V168L134 166H131V165H129L130 164V162H131V160H130V162H129V164L127 163V160L125 161V158H124V156H122ZM200 157V159H202ZM238 157V156H237ZM251 157V156H250ZM257 157H255L256 159H257ZM186 157H184L183 159H185ZM205 158V157H204ZM209 158V157H208ZM212 158V157H211ZM210 158V159H211ZM216 158V157H215ZM240 159V161L241 162H243V164L245 163L244 161L246 160V159H244V161L243 160H241L242 158L241 157H239ZM19 159H20V157H19ZM27 159V158H26ZM71 159V158H70ZM82 159V158H81ZM129 159V158H128ZM197 159H199V157H197ZM199 159V160H200ZM221 159V158H220ZM224 159V158H223ZM254 159V158H253ZM86 160V159H85ZM187 160V159H186ZM198 160V161H199ZM248 160V159H247ZM252 160V159H251ZM258 160H259V158H258ZM257 160V161H258ZM66 161H67V159H66ZM220 161V160H219ZM228 161V160H227ZM24 162V161H23ZM211 162V161H210ZM222 162V161H221ZM259 162V161H258ZM20 163V162H19ZM34 163V162H33ZM32 163V164H33ZM182 163V162H181ZM180 163V164H181ZM205 163V162H204ZM208 163H209V161H208ZM207 163V164H208ZM248 163V162H247ZM36 164V163H35ZM200 164V163H199ZM199 164H197L198 166H199ZM211 164V163H210ZM213 164V163H212ZM228 164V163H227ZM254 164V163H253ZM25 165H27V164H25ZM107 165V164H106ZM175 165V164H174ZM177 165H179V164H177ZM196 165V166H197ZM209 165V164H208ZM216 165V164H215ZM218 165V164H217ZM222 165V164H221ZM242 164L240 163V166H241ZM21 166V165H20ZM31 166V165H30ZM34 166V165H33ZM38 166V165H37ZM69 166V165H68ZM140 166V165H139ZM211 166V165H210ZM243 166V165H242ZM264 166V165H263ZM28 166H26V168H27ZM141 167V166H140ZM178 167V166H177ZM213 167V166H212ZM219 167H222V166H219ZM25 168V167H24ZM25 168V169H26ZM32 168V167H31ZM34 168H35V166H34ZM114 168V167H113ZM180 168H183V167H181V165H180ZM195 168H197V170H198V167H195ZM240 168H242V167H240ZM258 168V167H257ZM260 168V167H259ZM258 168V169H259ZM30 168H28L27 170H29ZM218 169V171H220L219 169H221L222 170V168H217ZM237 169H239V168H237ZM243 169V168H242ZM241 169V170H242ZM115 170V169H114ZM112 168H109V167H106V176L104 175V181H103V183H102V186H101V188H102V190H103V193H104V198L105 199H103L102 200V202L101 203H103L102 205H100V211L102 212V211H104V213H107L108 211H110V209L112 210V211H115V213L117 214V216H120L121 215V217L122 216H128V213H129V211L127 210V203H126V200H125V198L123 197V193H122V188H121V183H120V175L116 172V171H114ZM163 170V169H162ZM182 170H184V169H182ZM181 169H180V171H182ZM196 170V169H195ZM201 169L199 168V171H198V176H199V179L201 180V181H203V173H202V171H200ZM203 170V169H202ZM216 170V169H215ZM235 170V169H234ZM244 170V169H243ZM250 170V169H249ZM261 170V169H260ZM21 171H23V170H21ZM185 171V170H184ZM207 171V170H206ZM210 171V170H209ZM225 171V170H224ZM240 170H238V172H239ZM163 172V171H162ZM223 171H221V173H222ZM232 172H233V170H232ZM235 172V171H234ZM237 172V173H238ZM262 172H263V176H264V171H263V168H262ZM261 172V173H262ZM139 173H141L140 172V170H139ZM164 173V172H163ZM176 173V172H175ZM185 173V172H184ZM196 173H197V171H196ZM213 173V172H212ZM217 173H220V172H217ZM220 173V174H221ZM226 173V172H225ZM242 173V172H241ZM240 172L238 173V174H241ZM165 174V173H164ZM164 174H163V176H164ZM219 174V175H220ZM260 174V173H259ZM217 175V174H216ZM223 175V173L220 175V176H222ZM232 175V174H231ZM27 176V175H26ZM161 176V175H160ZM176 176V175H175ZM220 176H217V177H215V178H217L218 179V182L221 184V185H223L224 187L223 188H225V189H223L222 190V193H220L221 194V197H220V200H221V202H220V206L219 205H216V207L213 209V211H212V209L210 210V211H212V213H211V217H209L210 219L212 218L216 223V225H219V224H221L222 226H224V227H226L225 228V230L227 229V224L229 223V222H231L230 220H231V218L233 217V215L231 214V206H229L235 199L233 198V193H232V191H231V184H230V188L231 189H229V186H227L228 185V183H227V180L224 178H222V179H220ZM240 176V175H239ZM250 176V175H249ZM255 176V175H254ZM259 176V175H258ZM260 176H261V174H260ZM36 177V178H35ZM39 177V176H38ZM198 178V177H197ZM196 178V179H197ZM240 178H245V174L244 173H242L241 174V176H240ZM239 178V179H240ZM102 179V178H101ZM144 179V178H143ZM164 179H166V178H164ZM184 179V178H183ZM198 179V180H199ZM205 179V178H204ZM237 180H238V178H236ZM260 179V178H259ZM264 179V178H263ZM263 179H261V180H263ZM93 180V179H92ZM169 180V179H168ZM199 180V181H200ZM210 180V179H209ZM261 180H260V182H261ZM135 181V180H134ZM200 181V182H201ZM259 181V180H258ZM258 181H256V182H258ZM143 182V181H142ZM190 182V181H189ZM209 182V181H208ZM238 182H241V180L240 181H238ZM260 182H258V184L260 183ZM146 183V182H145ZM169 183H170V181L169 182H167V180H163V182L161 183L162 184V186H161V188H163V190H164V192H165V194H167V197H168V199H170L171 197H173L172 195L173 194H176L175 192H173L172 191V189L170 188V185H169ZM204 183H206L205 181L202 183V184H204ZM243 183V182H242ZM241 183V184H242ZM244 183H246V182H244ZM31 184V185H32ZM212 184V183H211ZM236 184H237V182H236ZM240 184V183H239ZM262 184H263V181H262ZM207 185V184H206ZM205 185V186H206ZM219 185V184H218ZM218 186L219 188L220 187H222V186ZM260 185V184H259ZM244 185L242 184V186H240V187H243ZM256 186V185H255ZM96 187V186H95ZM94 187V188H95ZM142 187H144L143 186V184L142 183H140L138 180H136L135 182H133L132 184H131V190L132 191H134V192H140V190L142 189ZM209 187V186H208ZM228 187V188H227ZM236 187V186H235ZM234 187V188H235ZM260 186H258V188H259ZM82 188V187H81ZM206 188V187H205ZM257 187H255V189H253V190H260V189H262V188H260V189H256ZM94 190V189H93ZM101 190V191H102ZM156 190V189H155ZM186 190H187V192L189 193V191H191L190 190V188L189 187H187L186 188ZM173 193H172V192ZM174 191H175V189H174ZM255 191V193L256 194H258V196L260 197H257V198H259L258 200H259V202H260V200L262 199L261 198V195H260V191L258 192H256ZM33 192V191H32ZM90 192V191H89ZM97 192V191H96ZM148 192V191H147ZM151 192V191H150ZM161 192V191H160ZM221 192V191H220ZM241 192V191H240ZM243 192V191H242ZM261 194H263V190H261ZM163 193V192H162ZM219 193V192H218ZM126 194V193H125ZM87 195V194H86ZM103 195V194H102ZM175 196V195H174ZM194 196V195H193ZM35 197V196H34ZM91 197V196H90ZM241 197V196H240ZM239 197V199H241ZM175 198V197H174ZM218 198V197H217ZM236 198V197H235ZM88 201H87V200ZM92 199V198H91ZM167 199V200H168ZM234 199V200H233ZM239 199H236L237 201L239 200ZM256 199V198H255ZM106 200V201H105ZM220 200H218V201H220ZM257 200V201H258ZM264 200V199H263ZM165 201V200H164ZM163 201V202H164ZM217 201V203H219ZM240 201V200H239ZM262 201V200H261ZM97 202V201H96ZM215 202H216V200H215ZM100 203V204H101ZM166 203V202H165ZM216 203V204H217ZM235 203V202H234ZM94 204V203H93ZM107 204H108V206H107ZM160 204V203H159ZM213 204V203H212ZM233 204V203H232ZM257 204H258V202H257ZM158 205V204H157ZM164 205V204H163ZM162 205V206H163ZM234 205V204H233ZM168 206V205H167ZM212 206H215L214 204L212 205ZM98 207V206H97ZM135 207V206H134ZM180 207V206H179ZM231 207V208H230ZM246 207V206H245ZM259 208H257L256 207V209H260V206H258ZM88 208V207H87ZM104 210H103V209ZM148 208V207H147ZM172 208V207H171ZM173 208H174V206H173ZM218 208H220V210L219 211H222V214H223V217H219V216H217V213H218ZM238 209V208H237ZM245 209V208H244ZM248 209V208H247ZM90 210V207H89V209H88V211ZM157 210V209H156ZM174 210V209H173ZM182 209H181V207L177 210V212H175L176 214H174V216L175 217H177V220H178V222L176 223V225H174V228H176V229H179V231H180V233H182V235L181 236H183V237H185L186 238V235L184 234V228H183V215H182V212L183 211H181ZM261 210L264 212V201H262V205H261ZM91 211V210H90ZM151 211V210H150ZM153 211V210H152ZM187 211V210H186ZM209 211V212H210ZM245 211H249V210H245ZM260 211V210H259ZM96 212V211H95ZM98 212V211H97ZM233 212V211H232ZM40 213V212H39ZM92 213V212H91ZM131 213V212H130ZM151 213V212H150ZM258 213V212H257ZM92 214H94V212L92 213ZM108 214V213H107ZM221 214V215H222ZM235 214V213H234ZM105 215L106 214H104V219H105ZM109 215V214H108ZM131 215V214H130ZM171 215V214H170ZM220 215V216H221ZM236 215V214H235ZM261 215V214H260ZM92 217L90 218L91 219V223H92V225H91V228H90V230L88 231V235L87 236H89V240H91L92 242H94L95 244L94 245H97V246H99L98 248L100 249V257H99V261H100V263L101 264H111V263H113L112 262V260L114 259L113 257H111L112 256V254H109V249L111 248V247H109L108 245H107V239H108V237H107V234L108 233H105V230H104V228H103V225L104 224H108L107 222L105 223H103V221L101 222V221H99L98 219V217L96 218L95 216H93V215H91ZM133 216H135V215H133ZM149 216V215H148ZM232 216V217H231ZM132 217V216H131ZM216 217H219V219L218 218H216ZM235 217V216H234ZM237 217V216H236ZM257 217L259 218L260 216H259V214H257ZM47 218H48V216H47ZM120 218V217H119ZM128 218H130V217H128ZM133 218V217H132ZM173 218V217H172ZM216 218V219H215ZM1 219V218H0ZM114 219H117V217L116 218H114ZM114 219H113V221H114ZM135 219V218H134ZM210 219H208V220H210ZM211 219V220H212ZM235 219V218H234ZM233 219V220H234ZM264 219V218H263ZM108 220V219H107ZM119 220H121V219H119ZM130 220H131V218H130ZM133 220V219H132ZM171 220V219H170ZM173 220V219H172ZM171 220V221H172ZM237 220H239V219H235V221H237ZM1 221H3V220H1ZM0 221V222H1ZM110 221V220H109ZM112 221V222H113ZM234 221V222H235ZM245 221V220H244ZM43 222H46V221H43ZM86 222V221H85ZM88 222V221H87ZM141 222V221H140ZM153 222V221H152ZM168 222V221H167ZM167 222H166V225H167V227H168V229L170 230L172 227H171V222L170 223H168L167 224ZM213 222V221H212ZM239 222H241V219H240V221ZM129 223H131V221L129 222ZM150 223V222H149ZM214 223V222H213ZM212 223V224H213ZM237 223H238V221H237ZM250 223H251V221H250ZM127 224V223H126ZM134 224V223H133ZM202 224V223H201ZM230 224H232V222L230 223ZM239 224V223H238ZM3 225V224H2ZM2 225H0V242H2V241H6V238H8L5 234V230L6 229H3V227H2ZM114 225H116V224H114ZM128 225V224H127ZM127 225H126V227H127ZM136 225V224H135ZM202 225H204V224H202ZM221 225H219L220 227H222ZM240 225V224H239ZM243 225V224H242ZM85 226V225H84ZM129 226V229L130 230H126V231H124V233L123 232H120L116 227H114L113 226V232H112V238H110L111 240L109 241V243L111 242V244H113L114 245V249H112L115 253L114 254H119V253H122L124 250H126L127 249V247L128 246H131V248H132V250L134 251V252H132V258L130 259V261L128 260V259H125V258H121V259H123V260H120V264H133V261H136V263L135 264H144V261L145 260H143V251H142V249H141V247L143 246H141V244H142V241H143V238H144V234H143V230H141L142 229V227H141V229L139 228H137V229H135V228H133V229H135V230H131L132 228H130V225H128ZM138 226V225H137ZM236 226V225H235ZM241 226V225H240ZM244 226V225H243ZM61 227V228H60ZM90 227V226H89ZM125 227V228H126ZM131 227H134V226H131ZM136 227V226H135ZM205 227V226H204ZM207 227V226H206ZM211 227V226H210ZM214 227H215V225H214ZM231 228L233 227V225L232 226H230ZM230 227H228V228H230ZM237 227V226H236ZM58 228H60V229H62L63 231V234L61 233V232H59V234L57 233V235H59L58 237L56 236V235H54L56 232H57V230H58ZM187 228V227H186ZM124 229V228H123ZM164 229H166L167 230V228L165 227ZM173 229V228H172ZM172 229H171V231H172ZM181 229V230H180ZM4 230V231H3ZM157 230V229H156ZM162 230V229H161ZM174 230V229H173ZM228 230V229H227ZM226 230V231H227ZM230 230V229H229ZM236 230V229H235ZM234 230V231H235ZM164 231V230H163ZM175 231V230H174ZM178 231V230H177ZM176 231V232H177ZM223 231H224V229H223ZM225 231V232H226ZM149 232V231H148ZM222 232V231H221ZM7 233H9V232H7ZM61 233V234H60ZM169 233V232H168ZM214 233V232H213ZM227 233V232H226ZM238 233H239V231H238ZM241 233V232H240ZM65 234V235H64ZM72 234H73V231L72 232H70V236H72ZM78 234V233H77ZM109 234H110V230H109ZM200 234V233H199ZM222 235V234H221ZM240 234H238V236H239ZM79 236V235H78ZM109 236V235H108ZM175 236V235H174ZM238 236H236V234L233 232V229L232 230H230L229 232H228V235H227V240H226V238H225V243L227 242L228 243V245H229V247H230V249H232V254H231V258H234V259H238V255H236V254H233L235 251H233L234 249L233 248H235L236 247V244H237V242H238V239L240 238V240L242 239L241 238V235H240V237L238 238ZM75 237V236H74ZM107 237V241H105V238ZM173 237V236H172ZM183 237H182V239H183ZM216 237V236H215ZM226 237V236H225ZM70 238V237H69ZM80 238V237H79ZM149 238H151V237H149ZM51 239V238H50ZM75 239H76V237H75ZM88 239V238H87ZM223 239H224V237H223ZM79 240H81V239H79ZM78 240V238L76 239V241L78 242L79 241ZM240 240H239V242H240ZM81 241H83V240H81ZM179 241V240H178ZM182 241V240H181ZM193 241V240H192ZM9 242V241H8ZM55 242H57V243H55ZM67 242L69 243V245H67ZM113 242V243H112ZM238 242V243H239ZM79 243H80V241H79ZM91 243V242H90ZM150 243V242H149ZM172 243V242H171ZM224 243V244H225ZM241 243V242H240ZM239 243V244H240ZM2 244H4V243H2ZM1 244V245H2ZM13 244V243H12ZM73 244V243H72ZM154 244V243H153ZM169 244V243H168ZM177 244H178V242H177ZM197 244V243H196ZM5 245V244H4ZM74 245V244H73ZM78 245V244H77ZM110 245V244H109ZM198 245V244H197ZM217 245V244H216ZM226 245V244H225ZM53 246V245H52ZM91 246V245H90ZM176 246V245H175ZM237 246H238V244H237ZM69 247H71V246H69ZM83 247V246H82ZM153 247V246H152ZM188 247V246H187ZM228 247V246H227ZM51 248V247H50ZM78 248L80 249V247L78 246ZM91 248V247H90ZM209 248V247H208ZM238 248V247H237ZM241 248V247H240ZM98 249V250H99ZM156 249V248H155ZM165 249V248H164ZM178 249V248H177ZM177 249H175V247L173 248V246L172 245H170L169 246V249H168V253H170V255H172V256H177V255H179L178 254V251H177ZM219 249V248H218ZM221 249V248H220ZM219 249V250H220ZM229 249V248H228ZM239 249V248H238ZM65 250V251H64ZM145 250V249H144ZM209 250H210V248H209ZM236 250V249H235ZM20 251V250H19ZM112 251V252H113ZM130 251H131V249H130ZM184 251H186V250H184ZM216 251V250H215ZM221 251V250H220ZM219 251V255H221V254H223L224 256L223 257H225V254H224V252L225 251H223L222 253ZM237 251V250H236ZM240 251V250H239ZM227 252V251H226ZM238 252V251H237ZM131 253V252H130ZM150 253V252H149ZM202 253V252H201ZM221 253V254H220ZM230 253H231V251H230ZM240 253V255H241V251L239 252ZM238 253V254H239ZM244 253V252H243ZM10 254H12V253H10ZM82 254V253H81ZM80 254V255H81ZM125 254V253H124ZM191 254V253H190ZM206 254V253H205ZM228 253H226V255H227ZM55 255V254H54ZM83 255V254H82ZM98 255V254H97ZM111 255V256H110ZM146 255V254H145ZM148 255V254H147ZM146 255V256H147ZM207 255V254H206ZM229 255V254H228ZM248 255V254H247ZM56 256V255H55ZM117 256V255H116ZM208 256V255H207ZM243 256V255H242ZM245 257V256H244ZM8 258H9V256H8ZM83 258V257H82ZM81 258V259H82ZM129 258V257H128ZM219 258V257H218ZM227 258H228V256H226L225 258H223V260H222V262H221V264H227V262L226 261H230V259H228L227 260ZM9 259H12V257L11 258H9ZM79 259V260H78ZM85 259V258H84ZM84 259H83V261H84ZM98 259V258H97ZM111 259V260H110ZM116 259V258H115ZM148 259V258H147ZM169 259V258H168ZM245 259V260H244ZM132 260V261H131ZM239 260H241V262L240 263H242L243 261H247L246 260V258H239ZM255 260V259H254ZM15 261H17V260H15ZM14 261V262H15ZM147 261V260H146ZM216 261V260H215ZM262 261V260H261ZM232 262V261H231ZM235 262H237V261H235ZM201 263H202V261H201ZM213 263V262H212ZM230 263V262H229ZM239 263V264H240ZM244 263V262H243ZM14 264V263H13ZM184 264V263H183ZM211 264V263H210ZM231 264H233V263H231ZM256 264V263H255Z\"/></svg>",
    "mask_w": 264,
    "mask_h": 264
}]
</instances>
